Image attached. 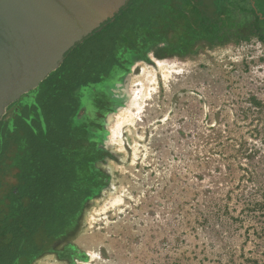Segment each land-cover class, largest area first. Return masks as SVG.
<instances>
[{"label":"rangeland","instance_id":"rangeland-1","mask_svg":"<svg viewBox=\"0 0 264 264\" xmlns=\"http://www.w3.org/2000/svg\"><path fill=\"white\" fill-rule=\"evenodd\" d=\"M133 68L78 264H264V42Z\"/></svg>","mask_w":264,"mask_h":264},{"label":"trees","instance_id":"trees-1","mask_svg":"<svg viewBox=\"0 0 264 264\" xmlns=\"http://www.w3.org/2000/svg\"><path fill=\"white\" fill-rule=\"evenodd\" d=\"M255 9L239 0H130L13 102L0 121V264H35L52 253L87 261L75 238L92 203L112 188L104 166L117 159L110 121L125 109L116 82L139 61L264 42Z\"/></svg>","mask_w":264,"mask_h":264},{"label":"water","instance_id":"water-1","mask_svg":"<svg viewBox=\"0 0 264 264\" xmlns=\"http://www.w3.org/2000/svg\"><path fill=\"white\" fill-rule=\"evenodd\" d=\"M129 1L0 0V121L13 102L37 88ZM127 79L128 74L116 82L123 99Z\"/></svg>","mask_w":264,"mask_h":264},{"label":"flooded vegetation","instance_id":"flooded-vegetation-1","mask_svg":"<svg viewBox=\"0 0 264 264\" xmlns=\"http://www.w3.org/2000/svg\"><path fill=\"white\" fill-rule=\"evenodd\" d=\"M239 1H242V2H251L252 4H253V6H255V11L254 12H252L251 14H250V16L251 17H253V18H256V16H259V17H261V18H264V0H239ZM244 12H242V14H243ZM254 13V14H253ZM140 62V61H139ZM134 71V68H132V71L131 72H129L128 73V77H129V75L132 73ZM124 84H125V86H124V88H125V94H126V96H125V99H124V101H123V104H126V102H127V100H128V97H129V93H131L132 94V90H134V92H135V89H134V86L131 84V81H129V79H127L125 82H124ZM113 115V114H112ZM111 115V116H112ZM111 120V117H110V119H108V122ZM112 121H110V123H111ZM110 160H117V159H110ZM104 165V164H103ZM65 243H66V241H64ZM59 244H60V242H59ZM61 245L62 244H60V245H58V247H61ZM52 254H54L55 256H56V258H57V255L55 254V253H52ZM58 259V258H57ZM58 260H60V261H62V262H65L66 264H70L67 260H61V259H58Z\"/></svg>","mask_w":264,"mask_h":264}]
</instances>
